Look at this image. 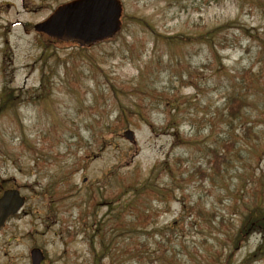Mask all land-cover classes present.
Instances as JSON below:
<instances>
[{"label":"rangeland","instance_id":"rangeland-1","mask_svg":"<svg viewBox=\"0 0 264 264\" xmlns=\"http://www.w3.org/2000/svg\"><path fill=\"white\" fill-rule=\"evenodd\" d=\"M67 1L0 0V92L9 84L37 96L43 76L49 80L47 100L25 99L0 121V192L15 187L26 196L21 212L0 229V264H31L35 246L45 253L42 264H95L92 245L102 264H216L231 245L243 202L250 203L255 185L264 187V78H257L261 69L264 77V58L244 33L214 54L206 43L168 44L137 18L171 35L235 18L263 32L264 16L238 10L240 0H120L125 27L117 39L88 51L54 41L46 49L34 24ZM219 60L226 67L220 72ZM90 63L140 93L115 96L105 76L98 90ZM247 69L254 78L242 79ZM233 92L246 99L237 118L225 109ZM121 103L134 112L115 123ZM248 121L255 128L247 141L241 124ZM209 146L230 157L213 182L198 174L212 170ZM162 161L168 172L158 182L171 192L138 202L147 222L132 228L134 214L122 217L118 206L112 218L114 204L101 194L119 196ZM258 242L251 233L237 261Z\"/></svg>","mask_w":264,"mask_h":264},{"label":"trees","instance_id":"trees-1","mask_svg":"<svg viewBox=\"0 0 264 264\" xmlns=\"http://www.w3.org/2000/svg\"><path fill=\"white\" fill-rule=\"evenodd\" d=\"M238 10L244 11L246 10L247 13H260V15L264 16V0H240V3H238ZM128 15H126L127 17ZM139 21L142 22L144 26H146L150 31L158 35V37H162V41L171 44H193V43H206L208 47H211L213 49L214 54L217 53L216 46H218L220 49H225L230 47L234 44L235 40H238V37L241 33L246 34L252 40L257 41L258 46V55H260L262 58H264V31H252L256 30V26H249L244 23L238 22V19H230L223 23H218V25H214L212 27H207L206 24H200L198 23V33L196 34H183V33H174L171 35H164L161 33H158L155 28L150 25L145 19L137 18ZM202 25V26H201ZM124 26L122 29L115 34L113 37L104 40L102 42H97L91 46H80L81 51H88L89 49L101 45L102 43L106 41H111L117 39L122 34V30L124 29ZM237 30V32H236ZM264 30V26H263ZM50 37H47L45 42V48H50L51 44ZM59 42V41H57ZM213 63L212 61H209L205 67L209 68L210 64ZM89 67H91L89 70H92V78L96 81V87L98 90H100L101 86H104V76L106 78V82L112 84L111 91L112 93L117 96V92H120L122 94H137L140 93V91L136 88V85H129L126 84L124 80H122L119 76L115 75L112 78L114 80H111L109 77V74L104 71L102 67H100L97 64L90 63ZM261 68H264V64ZM226 67L224 64L219 60V63L216 65L215 70L218 72L225 70ZM245 69V68H244ZM248 70V69H247ZM245 70L243 73H241V77L243 78H254V75ZM256 75V74H255ZM193 76V72L189 71L187 75V79L191 78ZM83 78L82 76L80 77ZM102 78V79H101ZM258 79H262L263 77V69L259 71V75H257ZM49 80L45 79V76L42 78V86L37 89L38 92L42 91L43 93L38 94L36 96V91L33 93H28L25 91L24 88L21 87H14L10 86L9 84H6L1 92H0V121L2 118L6 115V113L10 110L16 112L18 111V108L20 107V104L23 100H34L36 102L40 100H47L49 96V91H46V88L48 87ZM105 88V87H104ZM102 90V88H101ZM168 105V101L166 103ZM246 105V99L237 94V93H231L226 97V106L225 109L228 112L229 116H232L233 118H237L242 113V109ZM125 107L128 108L126 111ZM175 108V106H174ZM133 110L131 107L124 105L121 103L119 106L118 114L115 118V123H117L119 120H122L123 117L133 114ZM171 126V125H170ZM229 126L234 128V125L229 123ZM255 128L254 123L246 122L241 124V130L242 135L247 138L250 136V134L253 132ZM236 129V128H235ZM257 137V135H256ZM232 142H230L231 144ZM225 148H228V146H225ZM31 150L35 151V146L30 147ZM36 150H39V148L36 147ZM225 150V149H223ZM220 150L217 146H209L208 151L209 153L206 155L208 157L207 162H212L211 165V171L210 173H204L201 169L198 168V174H202V176L205 179H209V181L213 182L215 175L220 172L225 165L229 164L230 157L228 154V150L223 151ZM168 164L166 161H162L161 163H158L154 168L153 171L150 173L148 178L140 184L136 183H130V188H126L122 190L118 195L116 193L104 194L101 195L107 200V204L110 206L114 204V206L108 207V211L115 215V212L117 208L119 207L122 212V217L125 213L134 214V223H131L132 228L137 226H142L145 222H147V219L149 218V213L147 210L144 212L147 213L144 217L140 212H138V202L145 203L146 197L149 196H157L158 198H164L166 197V193L171 192L170 188L168 187H161L162 185L158 182L159 176L161 172L166 171L168 172ZM126 180V178H125ZM144 180V179H143ZM142 180V181H143ZM141 181V182H142ZM133 192L132 196L126 200H124L123 196L127 195L128 192ZM253 193L250 196V203H246V201L243 202L244 211L242 213H239L240 215V222L238 224V227L235 231H233L232 234H228L230 238L231 245L230 247L217 254L216 264H264V187L257 186L253 188ZM92 197H94V194H90ZM118 202V203H117ZM117 203V204H115ZM118 206V207H117ZM186 207L184 206V209ZM198 213H201V211L198 209ZM99 234V231L96 232ZM251 233H256L259 236V242L254 250L247 253L245 256H243L240 261H237L236 256L237 253L240 251V248L243 246V242L248 238V236ZM105 244V243H103ZM102 245L104 251L108 249L111 250L112 246L109 244ZM92 248L94 250V259L95 264H102L101 255L98 253L96 247L92 245ZM137 252H139V249H137ZM103 257V256H102ZM214 259V258H213Z\"/></svg>","mask_w":264,"mask_h":264},{"label":"water","instance_id":"water-1","mask_svg":"<svg viewBox=\"0 0 264 264\" xmlns=\"http://www.w3.org/2000/svg\"><path fill=\"white\" fill-rule=\"evenodd\" d=\"M121 4L119 0H72L60 5L47 19L35 24L37 31L50 36L78 40L81 44L105 39L120 29ZM126 137L133 139L127 130ZM25 197L17 189H8L0 196V227L24 204ZM44 258L40 248L31 250L32 264Z\"/></svg>","mask_w":264,"mask_h":264}]
</instances>
